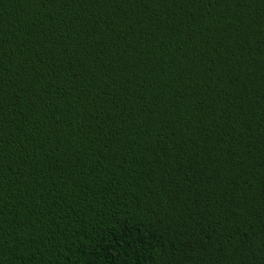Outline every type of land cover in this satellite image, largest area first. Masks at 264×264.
<instances>
[{
  "label": "trees",
  "instance_id": "trees-1",
  "mask_svg": "<svg viewBox=\"0 0 264 264\" xmlns=\"http://www.w3.org/2000/svg\"><path fill=\"white\" fill-rule=\"evenodd\" d=\"M0 264H264V0H0Z\"/></svg>",
  "mask_w": 264,
  "mask_h": 264
}]
</instances>
